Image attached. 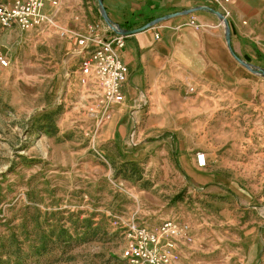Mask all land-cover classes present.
<instances>
[{
  "label": "rangeland",
  "instance_id": "rangeland-1",
  "mask_svg": "<svg viewBox=\"0 0 264 264\" xmlns=\"http://www.w3.org/2000/svg\"><path fill=\"white\" fill-rule=\"evenodd\" d=\"M148 2L103 0L128 29L148 24ZM45 4L54 27H0V264H127L128 223L170 220L194 237L174 264H264V92L188 84L182 105L148 92V104L126 99L101 123L79 103L76 52L91 27L108 26L98 0ZM184 139L207 154L212 184L180 174Z\"/></svg>",
  "mask_w": 264,
  "mask_h": 264
},
{
  "label": "crops",
  "instance_id": "crops-1",
  "mask_svg": "<svg viewBox=\"0 0 264 264\" xmlns=\"http://www.w3.org/2000/svg\"><path fill=\"white\" fill-rule=\"evenodd\" d=\"M147 5L150 17L179 15L128 37L122 52L130 70L125 102L127 99L133 101L134 107H143L149 103L143 99L145 94L168 90L167 97L174 99V105H182L184 101L176 90H183L188 84L199 91L232 90L238 95L264 92V79L258 73L264 69V0L229 1L230 46L225 25L209 0H154ZM57 11L49 13L45 4L46 14L56 16ZM76 52L80 56L78 49ZM162 102L158 99L156 104ZM133 110L129 109L135 115ZM186 116L189 113H182L175 121ZM165 142L163 154L167 153L169 140ZM198 152L204 151L184 139L177 143L174 157L181 175L196 185L206 186L213 183L214 177L197 166Z\"/></svg>",
  "mask_w": 264,
  "mask_h": 264
},
{
  "label": "built area",
  "instance_id": "built-area-1",
  "mask_svg": "<svg viewBox=\"0 0 264 264\" xmlns=\"http://www.w3.org/2000/svg\"><path fill=\"white\" fill-rule=\"evenodd\" d=\"M209 1L226 19L230 16V0ZM52 3L58 5V1ZM44 7L45 0H0V27H19L24 31L54 27L55 18L46 14ZM115 28L123 29L118 25ZM128 37L109 26L101 28L98 23L78 41L81 56L77 69L81 89L79 103L101 123L110 120L114 109L125 102L130 70L122 52ZM0 62L4 66L9 64L5 57H0ZM196 163L200 169L207 168V154L198 152ZM124 235L122 258L127 264H174L180 244H192L194 240L191 226L176 220L167 221L156 229L130 221Z\"/></svg>",
  "mask_w": 264,
  "mask_h": 264
},
{
  "label": "water",
  "instance_id": "water-1",
  "mask_svg": "<svg viewBox=\"0 0 264 264\" xmlns=\"http://www.w3.org/2000/svg\"><path fill=\"white\" fill-rule=\"evenodd\" d=\"M98 3H99V6L101 8V11H102V15L105 19V22L107 23V25L113 29L116 33L118 34H122V35H125V36H131L133 34H136V33H140L142 31H145L151 27H153L154 25L164 21L166 18H169V17H174V16H178L179 14H174V15H170L168 17H160V18H156L155 20H153L152 22L148 23L147 25H145L144 27L142 28H139V29H133V30H128V29H122L121 31H118L116 28H115V24L112 23L108 18H107V15H106V10L104 8V4H103V0H98ZM191 13V12H190ZM215 14H217L220 19L223 21L224 25H225V28H226V34H227V43L228 45L230 46L231 45V39H230V29H229V25H228V21L227 19L218 11H214ZM231 48V47H230ZM233 55L236 57L235 53L233 52ZM236 59L238 61H240V59H238L236 57ZM258 73L261 75L263 74L264 75V69H260L258 71Z\"/></svg>",
  "mask_w": 264,
  "mask_h": 264
},
{
  "label": "trees",
  "instance_id": "trees-1",
  "mask_svg": "<svg viewBox=\"0 0 264 264\" xmlns=\"http://www.w3.org/2000/svg\"><path fill=\"white\" fill-rule=\"evenodd\" d=\"M155 19H156L155 17H150L148 23L152 22V21L155 20ZM146 25H147V24H146Z\"/></svg>",
  "mask_w": 264,
  "mask_h": 264
}]
</instances>
